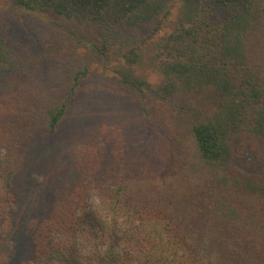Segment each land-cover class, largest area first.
Here are the masks:
<instances>
[{"label": "trees", "instance_id": "1", "mask_svg": "<svg viewBox=\"0 0 264 264\" xmlns=\"http://www.w3.org/2000/svg\"><path fill=\"white\" fill-rule=\"evenodd\" d=\"M13 4L80 34L135 112L119 126L91 118L79 146L53 156L49 205L26 226L27 264H264V0ZM46 49L34 57L0 25V264L18 229L17 178L90 71Z\"/></svg>", "mask_w": 264, "mask_h": 264}, {"label": "rangeland", "instance_id": "2", "mask_svg": "<svg viewBox=\"0 0 264 264\" xmlns=\"http://www.w3.org/2000/svg\"><path fill=\"white\" fill-rule=\"evenodd\" d=\"M4 24L8 25L9 30L19 41L32 45L33 50L35 49L32 51L34 57L47 54L46 44L51 42L58 45L62 52L61 59L81 57L88 62L90 70L87 78L80 84L79 96L68 118L59 131L50 137L47 144L30 154L26 168L17 178L14 216L11 217V222L13 226L17 224L18 229L8 240L6 264H27L30 238L26 226L30 219H36L43 214L49 205V194L43 185V178L53 156L55 154L66 156L73 148L79 146L82 138L79 126L90 122L91 118H95L101 124L118 125L122 122H132L135 112L118 81L103 70L102 59L90 52L80 34L67 30L61 18L46 12L25 13L14 7L13 0H0V25ZM153 41L154 43H151L153 53L164 55L170 52V47L164 45L158 38ZM39 49L46 52L37 53ZM63 77L62 70L55 78L58 81L55 84L58 92L63 91L64 83L61 80ZM89 204L96 210H102L100 200L94 192L89 196Z\"/></svg>", "mask_w": 264, "mask_h": 264}]
</instances>
